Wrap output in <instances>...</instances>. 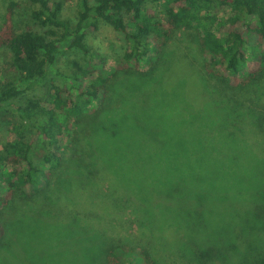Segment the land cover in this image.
I'll return each instance as SVG.
<instances>
[{
  "label": "trees",
  "instance_id": "1",
  "mask_svg": "<svg viewBox=\"0 0 264 264\" xmlns=\"http://www.w3.org/2000/svg\"><path fill=\"white\" fill-rule=\"evenodd\" d=\"M27 1L21 29L13 0L0 29V49L10 54L0 72V113L11 117L9 138L0 142V264H80L75 247L86 264L104 256L102 264H158L127 239L103 241V252L99 233L84 221L92 211L81 215L91 206L89 191L103 196L107 217L119 194L134 208L135 224L154 227L160 197L141 153L122 143L130 133L141 135L140 145L213 133L234 148L249 147L262 176L242 185L252 189L244 193L247 206L264 218V203H251L264 201V0H79L75 22L65 10L73 0ZM101 23L124 43L108 75L87 42ZM181 33L193 36L197 56L183 47ZM253 40L258 48L250 51ZM72 51L84 62L63 61ZM198 112L204 120L196 129ZM5 210L15 217L4 222ZM55 217L70 223L53 224ZM178 238L187 256H204Z\"/></svg>",
  "mask_w": 264,
  "mask_h": 264
},
{
  "label": "rangeland",
  "instance_id": "2",
  "mask_svg": "<svg viewBox=\"0 0 264 264\" xmlns=\"http://www.w3.org/2000/svg\"><path fill=\"white\" fill-rule=\"evenodd\" d=\"M10 1L0 0V29ZM13 1L18 4L16 27L21 29L25 14L28 15L29 4L27 0ZM65 8L66 16L75 22L80 11L79 0L70 1ZM180 37H183L181 43L187 52L193 57L197 56L193 36L189 33H181ZM87 42L95 54L100 56L94 58L98 70L106 75L114 71L124 52V43L120 35L111 27L101 23L96 33H88ZM256 44V40L249 44L250 51L258 48ZM82 57L81 53L72 51L67 57H63L66 59L63 61L72 63L74 60H80L83 63ZM191 59L196 62L194 58ZM9 61V52L0 49V72ZM194 64L198 65L197 62ZM61 66L60 63L59 67ZM53 78L51 75L50 79ZM56 82L62 84L60 80ZM210 98L211 96L207 95L206 99ZM178 113L177 111L176 114ZM201 114L198 112V118L191 122L193 128L201 127L204 120ZM166 116L168 122L173 118V116L169 117L171 116L169 114ZM9 119H11L9 115L0 113V142H5L9 138L6 127ZM242 126H246L244 134L247 136L245 130H248V123L242 122ZM125 136L127 138H121L122 143L124 145L133 143L134 151L140 152L143 157L140 159L142 164L150 166V180L155 184V193L160 197L159 206L156 208L159 215L153 228L140 227L135 224L138 217L132 212L134 209L132 205L129 209L121 196L115 194L113 198L118 209L111 212L112 216L107 217L104 208L108 205L103 196L93 192L94 190L89 191L92 195L89 203L91 206L82 207L84 210L81 209V215L85 217L92 211L91 219H82L99 233L101 241L98 245L114 238L123 241L127 239L129 245L151 251L158 264H206L211 260L216 264H257V261L264 256V218L256 214L251 206H247L249 201L244 193H249L252 189L242 185V180L250 184L262 176L258 168L260 163L255 158L253 150L249 147L234 148V143L230 142L228 136L213 133L204 137L179 134L166 147L159 146L160 139L155 140L158 146L145 143L140 145L136 139L141 135L137 137L135 133H130ZM176 160L179 162L178 165L175 164ZM130 164L136 166L135 159L131 160ZM246 176L247 180L244 179ZM121 180L123 181V178ZM105 183L108 185L107 182ZM68 198H70L69 194ZM251 203H264V201ZM124 207L127 210L123 209ZM3 212L1 219L4 222L12 220L16 215L15 211L14 215L6 210ZM58 218L55 217L50 222L53 221L55 222L53 224L58 225L70 223L68 219ZM179 236L186 239L184 242H187L188 246L198 252L202 251L204 256L200 254L197 257L187 256L180 247ZM244 240L248 241L247 244H244ZM100 246L104 252L106 244ZM75 248L79 255L77 261L86 264L85 252L79 251V247ZM104 258L105 256L98 261V264H102Z\"/></svg>",
  "mask_w": 264,
  "mask_h": 264
}]
</instances>
